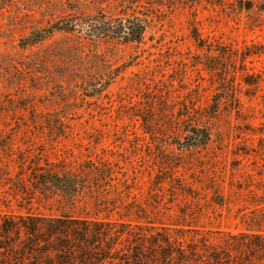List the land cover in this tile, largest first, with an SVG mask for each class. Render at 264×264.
Here are the masks:
<instances>
[{
	"label": "rangeland",
	"instance_id": "obj_1",
	"mask_svg": "<svg viewBox=\"0 0 264 264\" xmlns=\"http://www.w3.org/2000/svg\"><path fill=\"white\" fill-rule=\"evenodd\" d=\"M137 18L141 42L59 29ZM60 215L116 248L264 234V0H0V225Z\"/></svg>",
	"mask_w": 264,
	"mask_h": 264
},
{
	"label": "trees",
	"instance_id": "obj_2",
	"mask_svg": "<svg viewBox=\"0 0 264 264\" xmlns=\"http://www.w3.org/2000/svg\"><path fill=\"white\" fill-rule=\"evenodd\" d=\"M82 24L89 35L97 37L111 33L122 35L127 41L141 42L145 33V26L138 18L135 23H130V27L122 24L116 29H111L109 21L104 19H90L79 24L74 21L69 23L70 28L66 24L59 29L70 32L76 26L82 28ZM34 36H29L27 42L45 37ZM32 175L38 186L52 190L62 198L75 199L81 187L77 177L71 174L45 169ZM111 225L109 220L97 221L71 215L52 218L27 216L19 221H5L0 225V254L13 258L14 264H258L264 258V234L252 230L230 234L215 247L200 241L201 248L190 243L182 250L167 240H163L167 244L163 247L156 237H152L147 240L150 241L148 244L144 238H138L136 241L139 243L132 247L116 248L112 246L113 242H106ZM123 234L115 232L114 239Z\"/></svg>",
	"mask_w": 264,
	"mask_h": 264
}]
</instances>
